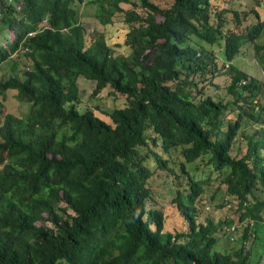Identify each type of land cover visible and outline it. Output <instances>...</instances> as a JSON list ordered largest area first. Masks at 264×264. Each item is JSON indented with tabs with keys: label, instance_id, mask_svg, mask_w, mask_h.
I'll return each mask as SVG.
<instances>
[{
	"label": "trees",
	"instance_id": "16d2710c",
	"mask_svg": "<svg viewBox=\"0 0 264 264\" xmlns=\"http://www.w3.org/2000/svg\"><path fill=\"white\" fill-rule=\"evenodd\" d=\"M81 1L0 0V63L17 55L0 94L29 104L0 102V264H264V0H91L95 37ZM106 88L123 104L103 119Z\"/></svg>",
	"mask_w": 264,
	"mask_h": 264
},
{
	"label": "rangeland",
	"instance_id": "374dc122",
	"mask_svg": "<svg viewBox=\"0 0 264 264\" xmlns=\"http://www.w3.org/2000/svg\"><path fill=\"white\" fill-rule=\"evenodd\" d=\"M160 6H167L170 1L169 0H155ZM76 8L78 9V20L81 22V25L84 28V32L91 37H95L97 34L103 31L104 26H101L97 19L95 18V5L91 2V0H82L81 2H76ZM254 4L253 0H232L229 6H233L235 8L240 9H249ZM125 25L121 23L111 24L108 26L106 33L107 40L109 43L114 42H123V33L125 32ZM6 33V32H5ZM90 37V38H91ZM264 39V37H263ZM2 39L0 37V43ZM220 47H214V50L217 52V55H220L219 52ZM117 51H123V47H116ZM17 59V55L10 54L9 57L0 63V78H6L11 73V67L14 60ZM235 60V58H234ZM236 63L240 68L245 71L251 72L254 76L260 74L259 68L256 67L255 61L252 57L251 46H246L241 53L236 58ZM25 64V60L21 59L18 61L19 69H22V66ZM77 83L79 86L80 97L84 101L89 97L93 87L94 82L92 80H88L82 76H79L77 79ZM15 90H8L5 94H0V102L5 106L7 112L12 113L17 116H23L26 111L29 109V104L25 101H20L16 95ZM223 94V91H222ZM100 95L99 100L93 99L90 101L92 105H97L98 109L95 108L94 112L96 115L103 119H108L107 116L102 114L100 111L110 110L114 106H121L123 104V100L117 99L109 94L108 89H104ZM99 97V96H98ZM83 106V105H81ZM91 108V107H90ZM82 110V108L80 107ZM244 128V127H243ZM245 130L249 132L253 130V126L251 121L248 122V125H245ZM149 185L152 190V196L157 203L162 205L168 204L172 197L173 185L171 183V177L167 176L164 172L159 170H155L149 179ZM217 186V182H214L213 187ZM210 203V202H209ZM231 215L233 214L230 211ZM214 217H218L222 214L220 208H217L216 211L212 212ZM264 214V213H263Z\"/></svg>",
	"mask_w": 264,
	"mask_h": 264
}]
</instances>
